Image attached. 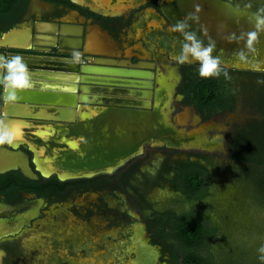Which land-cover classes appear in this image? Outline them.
I'll return each mask as SVG.
<instances>
[{"label": "flooded vegetation", "instance_id": "1", "mask_svg": "<svg viewBox=\"0 0 264 264\" xmlns=\"http://www.w3.org/2000/svg\"><path fill=\"white\" fill-rule=\"evenodd\" d=\"M224 1L234 4V0ZM206 3L207 8L226 15L223 12L225 5L216 0ZM119 6L109 0H0V55L23 57L33 74L34 85L40 87L48 81L56 83L43 84L58 86L65 83L63 78L73 82L70 78L80 79L83 67V70L92 73L83 74L81 79L101 84H82L81 99L97 102L109 99L121 104L146 106L149 100L145 98L151 91L128 90V86L122 84L131 82L119 78L121 74L149 76L141 84L148 86L151 80L154 82L151 89L154 111L134 109V113L126 108L117 110L112 107L115 110H110L108 115L113 119L122 117L124 123L135 130L136 141L153 137L160 139L144 142L141 150L125 162L132 160L121 172L119 169L123 164L112 172L61 178L57 173H43L35 159V150L26 139L20 138L31 126H55L58 123L19 116V109L0 101V122L7 124L15 133L13 144H0V264H76L73 258L65 255L67 250L60 255L64 239L56 225L62 220V213H65L66 222L77 216L85 220L94 216L93 219L100 224H106L110 217L122 218L126 222L141 220L143 224L134 226V251L135 242L141 240L144 250L153 252L144 239V227L148 228L149 241L169 248L161 228L169 215L175 212L148 207L146 216L143 206L138 202L132 204L126 188L125 192L118 188L128 186V178L136 173L141 174L147 183L149 179L146 176L154 172L157 180H163L172 191H178L175 182L181 176L180 168L198 164L209 171L207 164L216 157L210 154L223 152L222 132L231 123L220 119L233 112L238 96L226 89L230 108L211 114L198 111L189 103L184 93L187 80L199 65L195 61L181 65L172 59L179 54V45L183 42L182 34L173 30V25L186 20L188 31L191 28L203 29L202 35L200 31L193 32L204 44L214 41L213 55L230 65L247 55L243 51L242 55H239V50L234 51L240 43L235 39L236 32L234 36L229 35L231 30L225 33L215 25V16L202 15L199 7L192 9L196 16L189 15L188 12L192 11L188 10L183 0H148L125 13L108 14L116 12ZM243 17L246 20L252 18L248 14ZM255 29L252 28L253 32L259 34L260 27ZM246 35H241V39L244 40ZM228 36L234 37V45L230 46ZM262 49L261 57H264V47ZM74 51L81 54L78 61L72 56ZM145 66L151 67L149 70L152 72ZM220 67L225 87L231 73L243 72L234 71L222 62ZM244 71L264 74V70ZM152 73L157 74L156 81L151 78ZM102 78L109 81L103 84V81L94 80ZM114 94L126 97L119 98ZM250 106L253 112L250 120L242 121L234 114V138L229 155L234 153L253 158L243 152L238 153L247 131L264 123V113ZM94 109L88 113L89 116L98 115ZM175 122H182L184 126L178 128ZM262 144L264 133L258 141V155H262ZM225 160L234 163L244 161L231 156ZM164 172H169L171 177L166 178L162 174ZM156 184L158 182L148 186Z\"/></svg>", "mask_w": 264, "mask_h": 264}, {"label": "rangeland", "instance_id": "2", "mask_svg": "<svg viewBox=\"0 0 264 264\" xmlns=\"http://www.w3.org/2000/svg\"><path fill=\"white\" fill-rule=\"evenodd\" d=\"M140 1L142 0H135L134 4ZM216 1L225 5L223 12L226 15L207 8L205 3L207 2L206 4H208V0H183L190 11L199 7L202 15H214L215 25L223 29L225 33L226 30H231L229 35L232 36H234L235 32L236 35L247 33L238 48L241 51L244 50L243 52L246 54L248 53L247 55L252 60L249 61L248 58L239 59L242 64H250L252 61H255L256 64L264 63V57H261L262 48L264 47V30L261 28L264 29V26L260 27V30H258L259 34H256L255 37L251 35L253 33L252 28L257 27L256 19L253 15L255 14V17L264 16V0H234V4L224 0ZM201 2H204V4L201 5ZM188 14L196 16L194 11L188 12ZM245 14L251 16V20H246L244 17L243 19L242 16ZM190 31H200V35L203 33V29L196 30L191 28ZM169 38L171 37L169 36ZM228 38H230L228 40L230 46L234 45V37L228 36ZM252 48H255V50ZM175 54H177V51ZM228 67L234 69V71L242 70L243 72L236 71L228 77L227 90L238 96L237 103L231 113L232 115H225L220 119V121L224 122L227 119L231 124L225 127L226 129L222 132L223 152L210 154L216 157L215 159L213 158V162L207 164L210 179L207 184L208 192L206 197L199 202L188 201L181 192L172 191L163 180H157L154 172L146 176L149 179L147 183V180L141 174L136 173L128 178V186L118 189L121 192H125L126 188L132 204L135 205V202H138L143 206L145 208L143 212L146 216L148 207L153 210H170L175 213L188 209L204 211L218 228V234L210 244L209 258L211 264H264L258 259L260 254L257 252V249L264 243V191L260 185L261 175L263 176L264 174V165L260 166L250 161L234 163L225 160L231 156L229 153L232 139L234 138V114L241 117L242 121L247 118L250 120L253 113L250 105L264 113V74H259L258 72V74L246 73L244 70L253 71L256 69L238 66V63ZM143 77L145 79L138 85H143L141 83L150 78L149 76ZM127 88H129L128 90H133L131 87ZM134 90L140 91L144 89L134 88ZM235 121L238 122L239 120ZM236 124L239 125L238 123ZM247 133L246 138L239 146L240 150L238 153L243 152L246 156L256 158L259 156L257 152V149H259L258 141L264 133V123L260 126H252ZM131 161L123 164L119 169L120 172ZM162 174L166 178L171 177L169 172ZM154 182H158V184L153 187L148 186L149 183ZM123 200L125 202L124 197ZM64 214H60L62 220H59L56 225L58 232H60L59 235L64 239L60 255L67 250L65 255L73 258L76 264H131L137 257H135L136 250L134 251L132 245L134 226L143 224V221L129 220V222H126L122 218L114 219L109 216L110 219H106V224H100L97 219H93L94 216L90 220L77 216L71 222H66L67 219H65ZM83 228L86 229L85 232L81 231ZM74 233H79L80 235L74 236L77 235ZM147 233L148 228L144 227V239L153 252L157 254L147 251L149 263L174 264L170 261V249L159 245V243L149 241V234ZM141 244V240H137L134 244L135 249L139 247L144 249ZM155 256H157V263ZM142 263L146 262L140 261L139 264Z\"/></svg>", "mask_w": 264, "mask_h": 264}, {"label": "bare ground", "instance_id": "3", "mask_svg": "<svg viewBox=\"0 0 264 264\" xmlns=\"http://www.w3.org/2000/svg\"><path fill=\"white\" fill-rule=\"evenodd\" d=\"M102 1L107 2V0H102ZM109 1L115 4H120L119 9L116 12H108V14L111 15L112 13H121L126 9L135 7L144 0L136 4H134L135 0H126V1L109 0ZM253 16L257 20V17H255L256 15L254 14ZM246 34L247 33H244V35ZM241 35L244 36L243 34H239L235 37V39H238L240 42L239 46H241L242 43ZM238 40L236 41V44ZM252 49L254 50V48ZM237 50H239V55H242L241 49L237 47L236 50L234 51ZM249 57L250 56L246 55V58ZM248 60L250 61L252 60V58L250 57ZM220 61L226 66H232L238 63V66H242L245 68L264 70V63L256 64L255 61L250 62V64L249 63L242 64L241 61L234 60V64L231 65L223 62L222 60ZM84 71L88 72L87 70ZM74 78L75 79L72 78L70 79L76 80V77ZM63 80L66 82L61 85H58L60 92L58 93L55 92V94L57 93L56 95L51 94L53 97L52 100L58 103L74 104L75 96L66 93V90L69 89L70 91V89L72 88L74 89L75 83L68 82L64 78ZM94 80L103 81V84L109 81L108 79L105 78L94 79ZM120 81L121 80H119V82ZM90 82H92L91 85L101 84V83L93 82V80H91ZM46 84H42L41 86H46ZM81 92H80V97H81ZM114 95H117L119 98L126 97V95L123 94L122 95L114 94ZM90 98L100 99L96 97H90ZM84 101L97 102L92 100H84ZM99 102H105L111 104L117 103L110 101L109 99L102 100ZM117 104H121V103H117ZM93 109L94 108L91 106L84 108L80 107L79 121L77 125H74V127L72 128H70L66 124H57L55 126L50 125L44 127L31 126L30 129L27 131V133H24L25 134L24 137L20 136V138L28 140L30 143H32V146L33 145L35 146L37 150V151L35 150L36 153L35 159L39 164V168L42 170L43 173L50 174L53 171H57L59 172L61 178H67L71 176L72 177L92 176L99 172H112L117 167L124 164L129 158L134 156L139 150H141V146L144 142L152 141V139H154L155 141L158 140L153 137V138H145L142 140L139 139L138 141H136L134 140L135 130L133 128H130L127 124H125L122 117L121 118L115 117L113 119L111 118V116L108 115L110 110H115V109L103 108L102 110H100L97 116L95 115V117H91L89 116L88 113H92ZM96 109L99 110L98 108ZM96 109L94 110L97 111ZM131 112L135 113V111L133 110H131ZM26 114L30 115L36 113L35 111H28L27 109ZM39 114L45 115L47 117L53 116L52 111L51 112L45 111L44 113L39 112ZM39 153L42 154V156H40ZM147 253L148 252L146 250L140 249V247L137 248L136 249L137 259L133 260L131 264H139L140 261H145L147 264H150Z\"/></svg>", "mask_w": 264, "mask_h": 264}, {"label": "trees", "instance_id": "4", "mask_svg": "<svg viewBox=\"0 0 264 264\" xmlns=\"http://www.w3.org/2000/svg\"><path fill=\"white\" fill-rule=\"evenodd\" d=\"M221 76L208 79L200 78L197 71L187 80L185 95L190 104L198 111L208 114L230 108L228 94ZM262 155L249 159L239 154L231 155L239 160L250 161L260 166L264 165V144ZM181 176L176 180V189L188 201H202L208 192L209 171L198 164H189L180 168ZM177 170V171H179ZM260 185L264 191V174ZM161 233L165 243L169 245L171 259L180 264H211L210 244L218 234V228L202 210L188 209L173 213L164 221Z\"/></svg>", "mask_w": 264, "mask_h": 264}, {"label": "clouds", "instance_id": "5", "mask_svg": "<svg viewBox=\"0 0 264 264\" xmlns=\"http://www.w3.org/2000/svg\"><path fill=\"white\" fill-rule=\"evenodd\" d=\"M195 19V17H190ZM257 27L264 26V16H258L256 20ZM189 25L186 20H181L173 25V30L182 34L183 43L180 46L179 54L172 59L177 64H185L190 61L198 63L197 73L200 78L208 79L218 77L221 74V61L219 56H214L215 42L209 41L204 44L197 34L188 31ZM253 37L256 33L251 34ZM80 53L74 51L72 56L79 60ZM32 72L24 61L23 57L14 55L11 57L0 55V101L4 104L15 103L19 99V93L22 90L33 87ZM223 138V137H222ZM15 133L10 127L0 122V144H13ZM260 254L258 259L264 262V243L257 249Z\"/></svg>", "mask_w": 264, "mask_h": 264}, {"label": "water", "instance_id": "6", "mask_svg": "<svg viewBox=\"0 0 264 264\" xmlns=\"http://www.w3.org/2000/svg\"><path fill=\"white\" fill-rule=\"evenodd\" d=\"M147 1L148 0H144L142 4H144ZM79 3H81V2H79ZM142 4L140 3L139 5H142ZM87 6H89V5H87ZM130 9L131 8L126 9L125 11H122L121 13H125L126 11H128ZM4 40L6 41V36H5ZM82 68H81L80 79H78V81H76V80L73 81L75 83V88L70 89V91H69V89L66 90V93H69V94L75 96L74 104L58 103V102H55L52 100L53 97L51 94L56 95L58 92H60L59 87L56 85H49V86L46 85V86L38 87V86L33 84L32 88L20 91L19 99L15 103H10L8 105H11L16 110L19 109L20 114L17 113V114H19V116H26L30 119H35V118L36 119H42L45 121L51 120V121H55L58 124H66L70 128L74 127V125H77V123L79 121V108L80 107L84 108V107L91 106V107L98 108L99 109V110H97L98 114H99L100 110H102L103 108H111V109L116 108L117 110L119 108H123V109L126 108L127 110H134V109L149 110L150 109V110L154 111V95H153V91L151 90L153 88L154 82L151 80V84H149L148 86L138 85L143 79H145L141 75L121 74V76H120L121 78H119V79L129 80V82H131L130 84H125V86L131 87V88H142V89L150 90L151 92L145 98V99L149 100L148 105H146V106L135 105V104L129 105V104H117V103L111 104V103H105V102H89V101L81 100L79 92L82 91L81 90L82 84H87V83L91 84L92 83V82H89L88 80L84 81L83 79H81V76L83 74H91L92 73V72L88 73V72L84 71ZM139 68L143 69V67L141 65H139ZM149 68H151V67L146 68V66H145V69L149 70ZM149 71H151V70H149ZM151 78L155 79V81H156L157 74L152 73ZM55 92H57V93L55 94ZM27 109H28V111H35L36 114H39V112L44 113L45 111H48V112L52 111L53 116L47 117V116L41 115V114H39V115L30 114L29 115V114L24 113V111ZM25 112H27V111H25ZM74 120H75V122H73ZM169 122H170V119H169ZM175 123L178 126V128L184 126L182 122H175ZM174 126H175V124H174ZM182 129H180V132H183ZM27 142L29 143L31 148L36 150L35 146L34 145L32 146V143H30L28 140H27ZM52 173H57L59 175V172H57V171H53L50 174H52ZM74 177H77V176H74Z\"/></svg>", "mask_w": 264, "mask_h": 264}, {"label": "crops", "instance_id": "7", "mask_svg": "<svg viewBox=\"0 0 264 264\" xmlns=\"http://www.w3.org/2000/svg\"><path fill=\"white\" fill-rule=\"evenodd\" d=\"M76 68H78L77 66H75ZM83 69V68H82ZM75 79V78H74ZM62 81H64V80H62ZM76 81H78V80H76ZM64 82H66V81H64ZM43 83H56V82H48V81H45V82H43ZM42 83V84H43ZM57 83H59V82H57ZM78 83V82H77ZM78 85V84H77ZM88 85H91V84H88ZM79 94H80V92H79Z\"/></svg>", "mask_w": 264, "mask_h": 264}]
</instances>
